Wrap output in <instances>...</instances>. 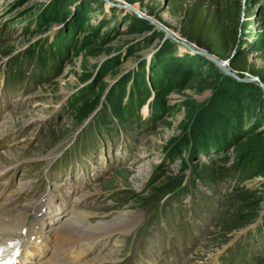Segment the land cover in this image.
<instances>
[{"label": "rangeland", "instance_id": "374dc122", "mask_svg": "<svg viewBox=\"0 0 264 264\" xmlns=\"http://www.w3.org/2000/svg\"><path fill=\"white\" fill-rule=\"evenodd\" d=\"M55 1L0 0V102L7 95L13 98L9 103L0 104V142L7 143V147L0 148V162L18 167L14 172L18 183L20 178L34 183L31 192L21 196L24 204L44 198L49 186L43 175L45 167L65 146L73 147L60 156L51 171L65 159L71 163L72 155L93 147L67 178L65 189L55 188L57 202L65 209L71 210L73 206L78 210L86 209L89 222L94 224L120 217L117 214L123 211H132L129 220L138 222L141 217L132 229L133 233L148 214H156V208L161 207L162 201L156 199L158 192L169 183H176L179 188L186 186L191 191L177 201L172 199L170 205L193 210L196 222L192 228L202 235L198 241L200 247L195 249L190 264H208L224 249L237 243L240 251L260 255L262 261L259 264H264V228L255 226L256 221L261 222L264 218V174L252 178L259 154L255 153L256 159L246 165L244 173L247 177L240 189H237L238 175L231 170L247 140H264V123L254 129L251 127L255 119L246 118L244 130L233 141L229 138H222L219 143L207 141V150H196L191 160L183 151L180 159L171 152L172 139L189 128L213 91H177L169 87L162 93L157 86L163 70L158 72V67L165 61L196 58L205 65H214L210 74H220L245 85L248 91L259 92L257 95L263 100L264 86L258 80L250 81L249 75H229L204 56L189 50L183 43L185 38L181 34L180 21L168 12L172 0H69L62 8L58 23L41 27L39 16L52 8ZM226 1H238L242 48L251 54L252 62L264 66L260 59L264 49V0H206L209 3ZM150 11L154 15H150ZM138 13L148 16L154 24L139 17ZM138 21H147L151 28L137 33ZM72 26L75 29L70 32ZM55 39L56 43L67 39V48L59 69L47 82L36 86L32 77L14 79L10 75V66L6 63L11 56L35 42L46 46ZM164 50L169 52L164 54ZM24 68L29 76L32 68ZM4 72L12 85H4ZM142 77L149 99L140 110L141 121L130 119L121 124L113 120L107 127L111 131L105 127L83 129L84 122L76 119L74 110L84 98L99 94L97 106L102 107L94 116L97 118L114 85L126 80L128 89L134 87L136 92L135 84ZM157 94L164 109L154 125L150 121L149 106ZM5 152H14L17 157L11 160L7 155L3 156ZM31 160L39 161L40 166L31 164ZM205 170L206 176L200 177L198 171ZM0 191H4L3 185H0ZM242 192L256 194L262 200V207L250 225L239 227L235 216L241 207L239 196ZM157 217L161 215L159 217L157 213ZM213 217V223H210ZM182 220L187 223L184 217ZM209 225H212L210 230L207 229ZM165 226L167 229L163 220L160 227ZM250 227L254 228L240 236ZM189 228L190 225H186V232H181L171 227L170 234L174 238L181 234L180 241L184 242L188 239ZM124 238L119 235L108 254L97 260L115 263L121 255ZM157 238L154 233L150 242ZM141 245L139 242L131 251L140 250ZM94 257L89 256L87 262L92 263Z\"/></svg>", "mask_w": 264, "mask_h": 264}, {"label": "trees", "instance_id": "16d2710c", "mask_svg": "<svg viewBox=\"0 0 264 264\" xmlns=\"http://www.w3.org/2000/svg\"><path fill=\"white\" fill-rule=\"evenodd\" d=\"M68 1L56 0L52 8L42 16L40 15L39 24L41 27L58 23L59 16ZM168 12L180 21L183 38L218 59L228 61L230 70L237 75L257 77L264 84V66H257L252 62L251 54L242 48L243 39H241V16L238 1L209 3L206 0H172L168 5ZM149 14L154 15V12L150 11ZM138 26L136 32L139 34L151 28L147 21H138ZM74 29L75 26H72L70 32H73ZM66 40L64 39L63 43H56L55 39L53 43L46 46L35 42L8 60L9 73L23 78L26 72L24 67L29 66L32 68L31 75L36 84L47 82L59 69L60 59L67 48ZM262 50L260 59L264 62V49ZM167 51L169 52V50H164V54ZM213 67V64L205 65L196 58L165 61L158 67V72L163 70L162 79L158 80L157 86L162 93L169 87L177 91L188 89L198 92L207 89L213 91L212 96L196 114L189 128L183 129L177 138L172 139L171 152L178 155L180 159L183 151L188 154L187 159L191 160L196 150H207V141L219 143L222 138H229L230 142L233 141L244 130V119L246 118L255 119V123L251 127L254 129L264 123V100L258 96L259 92L257 95L248 91L245 85L233 82L223 75L210 74L209 70ZM144 84L145 81L142 77L135 84L136 92L134 87L128 89L126 80L114 85L107 95L106 105L102 108L103 112L97 117L95 124L98 127H108L113 120H117L121 124L130 122V119L141 121L140 110L149 99V91ZM99 97V94H96L93 97L84 98L79 103L74 110L75 117L79 122L86 120L99 107L97 106ZM149 108L151 110L150 121L155 125L156 121L160 120L161 112L164 109L158 94L150 103ZM255 153L259 155L252 178L264 174V140L260 138L247 140L239 153L237 163L231 166L232 172L239 178V181L237 179V189H240V185L247 177L244 169L254 160ZM198 173L200 177L201 175L206 176V170L198 171ZM177 188L176 183H169L167 187L158 192L156 199L163 198ZM239 197L241 207L235 216L236 224L239 227L248 226L258 216L262 200H259L256 194L247 192H242Z\"/></svg>", "mask_w": 264, "mask_h": 264}, {"label": "bare ground", "instance_id": "6f19581e", "mask_svg": "<svg viewBox=\"0 0 264 264\" xmlns=\"http://www.w3.org/2000/svg\"><path fill=\"white\" fill-rule=\"evenodd\" d=\"M13 153L5 152L3 156L7 155L12 160L17 157ZM3 170L4 167L0 164V172ZM2 198L3 195H0V200ZM6 205L0 203V241L21 240L22 264H82L85 260V253H76L74 244L85 241L95 242L98 237L112 232L120 235L128 234V231L131 232V228L137 223L136 219L129 220L128 217L132 211L126 210L118 213L117 216H121L111 221L94 224L89 222V215L85 211L78 213L74 208L68 212L56 206L52 193L46 196L44 205L47 211L40 221H37L36 214H33L35 219L30 222L27 220V212L30 213L33 209L29 208V205L33 206L32 203L26 205L24 210H18L17 213L9 211ZM70 214L74 218H70ZM47 216H49L48 219H46ZM68 227L71 229L66 231ZM24 229H27L26 233L23 232ZM38 240H42L40 244ZM59 247L66 251L64 255L58 251Z\"/></svg>", "mask_w": 264, "mask_h": 264}, {"label": "water", "instance_id": "95a60500", "mask_svg": "<svg viewBox=\"0 0 264 264\" xmlns=\"http://www.w3.org/2000/svg\"><path fill=\"white\" fill-rule=\"evenodd\" d=\"M138 16L141 17V18H144V19L148 20L151 24H154V22L152 21V19H150L148 16H143L140 13H138ZM167 35H170L171 36V34L169 32H167ZM183 43L186 44V46L188 47L189 50H191L195 54L204 56L207 60H209L210 62L214 63L216 66L220 67L222 70H224L225 72H227V74H229V75L232 74V75H235V76L237 75L236 73H234L233 71H231L230 68H228V65H229V62L228 61H222V60L218 59L216 56L210 54L208 51H206L204 49L199 48L196 44H193V43L189 42L187 39H185L183 41ZM250 77H251V80L250 81L258 80L260 82V84L262 86H264V84L260 81L259 78L253 77V76H250Z\"/></svg>", "mask_w": 264, "mask_h": 264}]
</instances>
